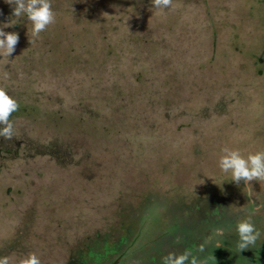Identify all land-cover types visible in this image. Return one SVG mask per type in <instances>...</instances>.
Returning a JSON list of instances; mask_svg holds the SVG:
<instances>
[{"label":"rangeland","instance_id":"1","mask_svg":"<svg viewBox=\"0 0 264 264\" xmlns=\"http://www.w3.org/2000/svg\"><path fill=\"white\" fill-rule=\"evenodd\" d=\"M51 4L30 43L31 22L0 0V28L19 36L0 57L19 104L0 138V257L162 264L188 249L264 264V181L219 167L225 147L264 151V0ZM243 220L260 236L238 252Z\"/></svg>","mask_w":264,"mask_h":264},{"label":"clouds","instance_id":"2","mask_svg":"<svg viewBox=\"0 0 264 264\" xmlns=\"http://www.w3.org/2000/svg\"><path fill=\"white\" fill-rule=\"evenodd\" d=\"M13 6V16L16 18L27 17L31 22L30 43H34L50 25L55 23L56 13L53 11L51 0H5ZM156 9L164 10L173 6V0H151ZM15 23L5 24L9 27ZM29 37V36H28ZM19 36L16 32H5L0 28V57L9 58L14 52ZM19 108V104L7 90L0 87V138L12 140L16 133L14 124L10 117ZM223 155L219 158V167L225 172L231 173V181L240 185L243 181L246 186L252 185L253 181H264V151L250 153L245 158L239 150L228 147L222 149ZM250 199L252 191L249 189L244 193ZM259 209H257L258 211ZM239 240L237 250L242 251L255 245L260 236L259 231L250 220H243L237 224ZM222 235L223 233H218ZM221 242L216 243V248L222 247ZM199 252L204 251L203 245L198 247ZM0 264H10L9 257H0ZM18 264H41L40 258L35 253H29L22 257ZM162 264H201L197 257L193 256L191 250H184L181 253L170 252L162 257Z\"/></svg>","mask_w":264,"mask_h":264}]
</instances>
